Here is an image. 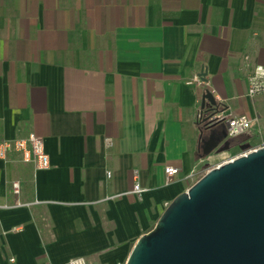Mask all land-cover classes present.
Listing matches in <instances>:
<instances>
[{
    "label": "crops",
    "instance_id": "1",
    "mask_svg": "<svg viewBox=\"0 0 264 264\" xmlns=\"http://www.w3.org/2000/svg\"><path fill=\"white\" fill-rule=\"evenodd\" d=\"M257 65L264 0H0V142L35 133L51 159L0 157V264H124L191 171L242 153H204L205 90L255 121L232 140L264 146Z\"/></svg>",
    "mask_w": 264,
    "mask_h": 264
},
{
    "label": "water",
    "instance_id": "2",
    "mask_svg": "<svg viewBox=\"0 0 264 264\" xmlns=\"http://www.w3.org/2000/svg\"><path fill=\"white\" fill-rule=\"evenodd\" d=\"M200 107L204 153L230 150L226 107L210 90ZM245 152L176 196L124 264H264V146Z\"/></svg>",
    "mask_w": 264,
    "mask_h": 264
},
{
    "label": "built area",
    "instance_id": "3",
    "mask_svg": "<svg viewBox=\"0 0 264 264\" xmlns=\"http://www.w3.org/2000/svg\"><path fill=\"white\" fill-rule=\"evenodd\" d=\"M245 60L248 61L249 56H245ZM247 79L248 95L250 97H255L259 94L264 93V66H255L248 75ZM186 84L196 87L208 86V82H206V80L203 79L201 75L193 76L191 79L186 81ZM254 122L255 121L246 114L232 116L225 119L228 137L236 138L238 136L246 134L253 127ZM108 142L110 143V140H108ZM10 152H15L16 154H18L20 160L24 163H33L36 170H46L51 166V159L45 149L44 140L41 136L35 133H31L27 137L17 138L15 140H2L0 142V157L5 159ZM242 154H246V152H242L239 155ZM233 158L234 157L226 159L222 163L232 160ZM165 174L166 182L170 183L174 181L179 175V169L174 166H166ZM204 174L205 173L200 174L198 171L193 170L186 176V179L191 181L198 180L200 176H203ZM12 187L14 193L19 194L20 184L18 182H14L12 184ZM142 191L143 190L139 182H136L132 192L140 196ZM10 261H14V259L11 258ZM70 264L84 263L80 259H73L70 261Z\"/></svg>",
    "mask_w": 264,
    "mask_h": 264
},
{
    "label": "trees",
    "instance_id": "4",
    "mask_svg": "<svg viewBox=\"0 0 264 264\" xmlns=\"http://www.w3.org/2000/svg\"><path fill=\"white\" fill-rule=\"evenodd\" d=\"M243 136H244V135H241L240 138L243 137ZM238 137H239V136H238ZM238 137H237V138H238ZM232 146H237V147H239V148L241 149L242 152H245V151H247V150L253 148L250 144H241V142H238L237 140H236V141H235V140H232L231 147H232ZM200 177H201V176H200Z\"/></svg>",
    "mask_w": 264,
    "mask_h": 264
},
{
    "label": "rangeland",
    "instance_id": "5",
    "mask_svg": "<svg viewBox=\"0 0 264 264\" xmlns=\"http://www.w3.org/2000/svg\"><path fill=\"white\" fill-rule=\"evenodd\" d=\"M229 152V151H228ZM227 157H228V159L229 158H232V157H234V156H232V153H229L228 155H227ZM217 165H215V166H212V167H210V168H208L206 171H208L209 169H211V168H213V167H216ZM206 173V172H205ZM197 180H193V181H191V180H189V182H188V188L190 187V186H192L195 182H196ZM187 188V189H188Z\"/></svg>",
    "mask_w": 264,
    "mask_h": 264
},
{
    "label": "flooded vegetation",
    "instance_id": "6",
    "mask_svg": "<svg viewBox=\"0 0 264 264\" xmlns=\"http://www.w3.org/2000/svg\"><path fill=\"white\" fill-rule=\"evenodd\" d=\"M225 131V130H224ZM226 132V131H225Z\"/></svg>",
    "mask_w": 264,
    "mask_h": 264
}]
</instances>
